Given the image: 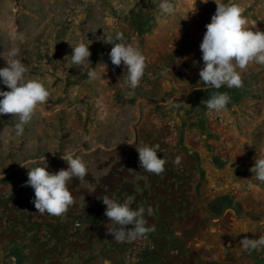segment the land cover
<instances>
[{"label": "crops", "instance_id": "1", "mask_svg": "<svg viewBox=\"0 0 264 264\" xmlns=\"http://www.w3.org/2000/svg\"><path fill=\"white\" fill-rule=\"evenodd\" d=\"M60 1L55 8L59 14L77 7L76 16L82 17V8L74 0ZM42 7L43 13L51 12L50 6ZM194 7L185 5L179 22L174 15L161 19L152 34L141 38L138 47L151 62H171L172 44L183 50L194 69L187 76L159 74L149 90L130 91L123 65L114 67L108 54L97 53L91 59L93 68L107 65L106 73L102 65L97 66L95 79L73 64L69 54L46 57L44 65L57 62L59 75L78 76L71 86L78 92L86 89L90 98L78 105L96 107L97 95L117 92L126 100L125 112L106 117L32 118L19 136L15 127L4 130L7 139L0 152L23 159L0 165V193L13 202L6 207L8 220L0 219V264H130L123 257V243L107 234L109 221L101 200L105 195L133 209L144 207L149 225L155 226L150 233L155 249L140 264H264V247L241 244L245 238L264 237V182L250 172L256 155L264 158V66L250 64L242 73V87L218 90L227 92L231 103L218 112L224 121L216 120L213 113L217 112L201 104L217 90L198 83L203 67L199 46L206 28L204 22L191 18ZM250 12L247 27L264 31V2ZM42 22L40 30L48 27L49 20ZM40 45L46 47L47 42L42 40ZM12 58L8 52L5 61ZM68 62L74 66L71 72L61 64ZM110 105L103 109L112 110ZM159 113L174 120L180 135L169 153L157 152L166 164L165 171L156 175L140 168L135 146L127 141L134 137L140 146L162 145L166 129L155 121ZM32 126H40L42 134L33 133ZM13 134L16 140L8 138ZM36 141L54 145L46 150ZM62 154L81 156L87 175L68 183L75 203L65 215L38 214L32 203L34 191L25 186L28 169L20 164L34 167L29 162L45 156L47 170L56 172L68 167ZM177 157L179 165L174 163ZM75 220L83 223V229L71 239L68 231Z\"/></svg>", "mask_w": 264, "mask_h": 264}, {"label": "clouds", "instance_id": "2", "mask_svg": "<svg viewBox=\"0 0 264 264\" xmlns=\"http://www.w3.org/2000/svg\"><path fill=\"white\" fill-rule=\"evenodd\" d=\"M208 3V0H201ZM216 4L215 13L211 16L210 23L205 25L206 31L200 43L203 67L199 70L198 83L204 87L216 89L201 104L206 105L209 111L221 112L227 110L231 103V96L227 92L218 91L222 87L240 88L243 86L242 73L246 72L250 64L264 66V31L247 27V17L243 15L241 7L235 3L225 4L222 0H213ZM157 11L171 14L174 11L169 0H161ZM196 8L192 11L195 13ZM159 18V16H158ZM123 34L117 33L115 38L109 36L104 41L110 44L111 50L108 53L111 64L114 67L123 65L125 84L130 91L139 87L147 67L146 57L142 50L132 43L118 42L123 40ZM90 44L83 42L72 47L70 55L72 63L82 66L90 62L86 75L89 79H95L99 75L97 66L102 65L107 69L106 64H97L91 67L89 49ZM19 50L13 48L9 55L16 57ZM6 64L0 68V83L7 91H0V116L10 115L17 117L15 124L16 134L22 135L24 126L28 124L38 107L47 102L49 91L39 80H26V66L19 59L5 61ZM190 106V105H189ZM191 107V106H190ZM129 146H135L138 153L140 168L150 174L160 175L165 171L166 161L158 156V146H142L136 143L135 138L127 141ZM68 167L56 172H49L45 156L40 160L29 163L37 166L28 167V164H20L28 169V179L25 186H31L34 191L32 203L38 214H45L61 217L65 215L75 203V198L68 188V183L77 178L83 180L87 175V167L82 157L75 154H62ZM181 158L174 161L179 165ZM42 165V166H40ZM252 177L264 182V158L256 155L254 166L250 168ZM106 206L104 215L108 218L105 225L107 234L118 243H132L137 240L147 239L148 235L155 231L154 225H149L145 217V208L133 209L127 202H117L115 199L105 195L101 199ZM147 215H152V209H147ZM245 248L264 247V237L252 240L245 238L241 241Z\"/></svg>", "mask_w": 264, "mask_h": 264}, {"label": "rangeland", "instance_id": "3", "mask_svg": "<svg viewBox=\"0 0 264 264\" xmlns=\"http://www.w3.org/2000/svg\"><path fill=\"white\" fill-rule=\"evenodd\" d=\"M160 2L161 0H74L73 4L80 6L83 11L82 17H78L75 13L78 10L77 7L62 9V13L59 14L55 8L61 5L60 0H0V68L6 64L7 53L16 48L19 50V54L12 59H19L26 66L25 79L39 80L49 91L47 102L38 105L33 118L122 115L125 112L122 106L126 100L123 95L117 92L97 95L96 107L84 103L78 105L79 101L90 99L87 97L86 89L78 92L76 87L71 86L74 85L72 80L76 81L78 76L76 74L70 76V73L59 75L56 70L58 63L54 62L52 65L46 64L45 66L44 60L49 57L57 59L63 54L70 56L72 53L70 46L75 47L83 42L90 44L91 58L89 59L91 61L97 53L103 55L110 52L112 46L104 43L107 37L111 36L114 39L117 33H122L124 39L118 42L132 43L138 47L141 38L152 34L161 19H167L174 15L175 21L182 20L183 11L181 10L187 4L196 7L191 18L198 22H204L205 25L210 23L211 16L216 10L213 0H208L206 4L201 0H169L174 7L173 13H158L157 6ZM222 2L227 4L229 0H222ZM263 2L264 0H231V3L241 7L243 15L247 19L252 15L251 8L254 5L263 4ZM68 3H71V0H68ZM46 5L50 6L51 12H42V6ZM69 18L72 20L69 21ZM43 19L49 20L46 23L48 27L40 30V26L44 24ZM38 33H40L39 36ZM42 40L47 42L46 47L40 45ZM61 64L66 69H70V72L74 68L71 62ZM89 64L90 62L86 61L80 67L87 72ZM7 90L6 86L0 83V91ZM107 104H111L113 109H103ZM17 122V117L0 116V147L7 139L4 136V130L9 126L15 127ZM9 123L12 124L8 125ZM32 127L36 129L33 133L42 134L38 130L40 126ZM63 128L67 129L66 126ZM8 138L16 140L17 136L15 137L13 134ZM29 138L34 137L29 136ZM35 143L43 146L46 150L51 149L54 145L38 143V141ZM9 159L20 161L23 158H9L7 154L0 152V165H4Z\"/></svg>", "mask_w": 264, "mask_h": 264}, {"label": "built area", "instance_id": "4", "mask_svg": "<svg viewBox=\"0 0 264 264\" xmlns=\"http://www.w3.org/2000/svg\"><path fill=\"white\" fill-rule=\"evenodd\" d=\"M71 20L72 19L69 18V21ZM170 48L172 58L169 63L151 62V60L146 59L147 67L139 87L147 90L151 89L154 86L159 74H177L187 76L194 72L193 66L187 60L183 50L174 47L172 44ZM213 117L216 120L224 121V118L219 113H213ZM155 121L159 126L166 129L163 137V143L158 147L157 152L161 155L167 154L177 143V139L180 135L179 129L177 128L174 120L164 114H156ZM12 204L13 202L8 194L0 193V219L3 218L4 221L8 220L6 207ZM82 229L83 223L80 220H75L68 231L69 237L71 239L78 238L82 233ZM123 245V257L130 264H140L142 261L146 260L155 249L151 242L150 234L147 239L137 240L132 243H123Z\"/></svg>", "mask_w": 264, "mask_h": 264}]
</instances>
